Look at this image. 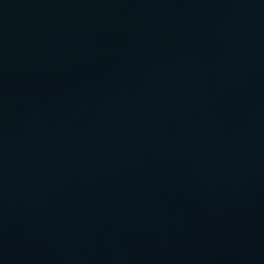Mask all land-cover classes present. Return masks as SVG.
<instances>
[{"label": "water", "instance_id": "water-1", "mask_svg": "<svg viewBox=\"0 0 264 264\" xmlns=\"http://www.w3.org/2000/svg\"><path fill=\"white\" fill-rule=\"evenodd\" d=\"M0 264H264V0H0Z\"/></svg>", "mask_w": 264, "mask_h": 264}]
</instances>
